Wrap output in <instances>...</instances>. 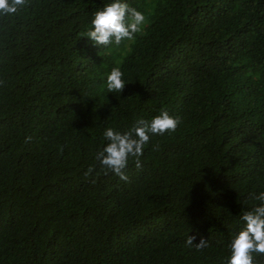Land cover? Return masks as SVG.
<instances>
[{
    "label": "trees",
    "instance_id": "1",
    "mask_svg": "<svg viewBox=\"0 0 264 264\" xmlns=\"http://www.w3.org/2000/svg\"><path fill=\"white\" fill-rule=\"evenodd\" d=\"M110 2L0 16V264H228L264 192V0H122L145 25L97 45L86 34ZM162 109L176 131L151 135L127 180L105 174V129Z\"/></svg>",
    "mask_w": 264,
    "mask_h": 264
},
{
    "label": "clouds",
    "instance_id": "2",
    "mask_svg": "<svg viewBox=\"0 0 264 264\" xmlns=\"http://www.w3.org/2000/svg\"><path fill=\"white\" fill-rule=\"evenodd\" d=\"M29 4V0H0V16L17 14ZM146 23L145 14L134 7H130L122 0H112L102 9L94 13L91 21L93 27L87 32L95 44L107 46L113 41L119 45L123 40H132L134 34L139 33ZM123 73L119 67H113L107 76V92L120 93L125 87ZM181 123L179 117H173L167 110H161L150 121L138 119L128 130L120 132L108 127L103 135L108 143L96 155L105 174L111 171L122 180H127L124 169L129 159L135 158V166L142 167L140 157L143 155L144 145L151 135H162L165 132H175ZM94 169L89 167L85 177L92 174ZM250 198L259 201L249 210L243 211L241 220L244 226L230 242V258L228 264H255L253 254H264V192L252 195ZM195 237H187L186 243L193 245ZM197 250L208 246V241L201 238L195 244Z\"/></svg>",
    "mask_w": 264,
    "mask_h": 264
}]
</instances>
